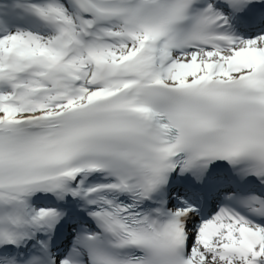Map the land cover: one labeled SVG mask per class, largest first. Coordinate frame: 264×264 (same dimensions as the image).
Returning <instances> with one entry per match:
<instances>
[{
    "label": "snow or ice",
    "instance_id": "6c2138e0",
    "mask_svg": "<svg viewBox=\"0 0 264 264\" xmlns=\"http://www.w3.org/2000/svg\"><path fill=\"white\" fill-rule=\"evenodd\" d=\"M0 264H264V0H0Z\"/></svg>",
    "mask_w": 264,
    "mask_h": 264
}]
</instances>
